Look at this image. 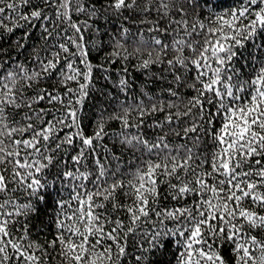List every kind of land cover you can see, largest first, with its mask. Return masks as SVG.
<instances>
[{
	"label": "trees",
	"instance_id": "trees-1",
	"mask_svg": "<svg viewBox=\"0 0 264 264\" xmlns=\"http://www.w3.org/2000/svg\"><path fill=\"white\" fill-rule=\"evenodd\" d=\"M0 264H264V0H0Z\"/></svg>",
	"mask_w": 264,
	"mask_h": 264
}]
</instances>
